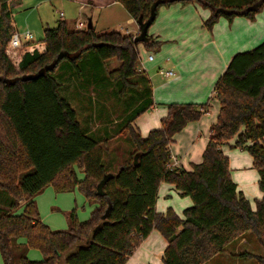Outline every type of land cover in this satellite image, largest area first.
<instances>
[{
	"label": "trees",
	"instance_id": "16d2710c",
	"mask_svg": "<svg viewBox=\"0 0 264 264\" xmlns=\"http://www.w3.org/2000/svg\"><path fill=\"white\" fill-rule=\"evenodd\" d=\"M115 1L136 22V33L97 32L93 25L69 28L59 20L43 29L41 39L25 41L11 59L5 53L15 31L11 5L21 0H0V193L8 197L1 202L3 207L0 204L3 264H125L152 229L166 241L162 264H203L247 231L255 235L263 253L244 251L237 256L264 264V40L232 55L205 102L168 103L160 127L144 137L132 124L153 106L137 44L141 41L152 51L161 44L148 30L138 41L134 37L149 17L151 25L160 6L195 2L209 9L203 25L211 29L220 16L253 18L264 0ZM87 52L94 53L91 58L98 63L115 58L118 65L107 71L109 80L118 85L119 94H138L137 104L114 130L116 137L131 142V152L113 151L109 157L106 146L115 135L88 132L60 93L67 72L65 67L58 71L59 64L66 59L76 67ZM212 100L218 111L201 161L189 170L172 167L174 135L207 113ZM233 137L234 146L245 147L251 155L258 174L261 197L254 199V208L237 190L221 149ZM162 181L191 199L181 215L171 207L163 212L155 209ZM47 186L56 192L77 189L94 204L89 216L79 220L75 209L62 211L67 227L51 228L41 219L35 200ZM30 248L39 250L41 259L28 258Z\"/></svg>",
	"mask_w": 264,
	"mask_h": 264
},
{
	"label": "crops",
	"instance_id": "0c3cea01",
	"mask_svg": "<svg viewBox=\"0 0 264 264\" xmlns=\"http://www.w3.org/2000/svg\"><path fill=\"white\" fill-rule=\"evenodd\" d=\"M69 1L77 4L84 14L83 9L85 7L90 11L94 7L101 10L106 9L105 11L108 10L112 16H116L119 10L123 12L119 7V5H122L115 0ZM59 2L63 3V0H22L18 4L11 5V12L13 11L11 23L15 31L19 32L17 28L20 22L25 23L27 26L41 24L44 29L45 27L55 26L59 20H65L66 23H70L75 27L77 21L75 18L54 20V23L50 22L46 6H53V4ZM34 8L37 11L35 15H32ZM60 12L62 11L58 12L60 18L64 17V13L62 12V15H60ZM209 13V9L195 2H173L159 7L154 21L149 26L150 30L148 33L154 40L161 41V44L157 50H148L154 55L152 59L146 58L143 60L144 63L141 61L139 64V67L145 71L150 79L153 100V106L148 108V115L144 111L135 119V122H132L133 125L139 127L141 136L147 135L152 128L158 125L157 122L167 113L168 103L205 102L212 95L213 86L232 55L236 52L253 48L264 40V4L253 18L237 15L228 20L221 16L211 29L203 25V20ZM122 14L125 22L130 27L124 29H127L128 33H136L138 26L134 19L126 11ZM88 18H90L94 26L96 21H93L92 16ZM155 58L157 62L155 61L152 66L154 68L157 67L156 70L161 68L159 66L160 62H167L171 65L167 70H172L173 74L168 77L164 76L165 78L171 77L170 79L160 82L153 78V73H147V71L151 70H149L146 62L154 61ZM155 73L159 74L158 71H155ZM60 83L61 95L73 106V100L70 95L62 93L64 84L62 81ZM75 110L78 116V110L76 108ZM217 111L218 103L212 100L207 113L196 121L188 122L183 129L174 135V141L170 144L171 165L175 162L174 167H182L189 170L192 164L201 161V153L208 139L209 127L215 121ZM136 122L138 125L135 124ZM87 126L90 125L87 124ZM88 128L87 130L90 132L92 127ZM234 139L235 137L228 141L227 145L229 147H231L229 143L234 142ZM235 148L226 150L225 146H221L222 151L228 157L230 176L235 182L237 190L241 191L249 201V196L244 193L251 188L250 194L254 195V198L252 202L250 201V205L254 208V199L261 197L259 189L257 190L252 184V182L258 180V174L254 173L253 169H245L250 164L252 166L251 155L249 157L244 151H238ZM35 200L41 219L51 228L57 227V225H65V222L60 221L61 219L53 212L54 210L62 211L67 209L72 201H77L80 207L84 209V203L88 202L77 189L68 192H56L51 186H47L41 193L36 195ZM89 204L87 209H85V213L83 212L81 216L77 214L79 220L86 219L89 216L90 211L94 207V204ZM190 204L191 199L188 196L180 195L172 184L164 181L159 184L155 202L157 211L163 212L167 207H171L178 215H181L182 210ZM251 239L252 237L245 232L235 241L226 245L232 244L230 249L226 250L225 247L223 251L214 255L203 264H252V260L255 259L237 256L244 251L256 255L263 253L259 242L257 252L245 249L247 242ZM165 245L166 241L159 231L152 229L133 249L125 264H162L161 256ZM27 257L39 260L42 256L39 250L30 248L27 251ZM237 261L240 262L237 263ZM0 264H3L1 255Z\"/></svg>",
	"mask_w": 264,
	"mask_h": 264
},
{
	"label": "rangeland",
	"instance_id": "374dc122",
	"mask_svg": "<svg viewBox=\"0 0 264 264\" xmlns=\"http://www.w3.org/2000/svg\"><path fill=\"white\" fill-rule=\"evenodd\" d=\"M46 7H47L48 18L52 23H54L56 20L59 19H72V18L77 19V21L80 19L81 21L86 23L88 17L92 16L93 21H96L94 25V29L97 32L110 31V30H117L120 32H124L123 30L124 28L126 27L130 28L129 25H127V23L125 22L124 15L122 14L123 12L125 13L126 10H124V8H122V6L120 5L119 7L123 12L119 10L116 16H112L108 10L105 11L106 9L101 10L97 7H94L91 11L87 7H85L83 9V12H85L86 14L85 15L84 13H82V10L79 9L77 4L69 0H63V3L59 2L53 4V6L48 5ZM36 11L37 10L35 9L34 12H32V15H35ZM59 11H62L64 13V17L60 18V16L58 15ZM67 26L69 28L73 27L72 24L70 23H67ZM17 29L19 30V32H23L27 30L30 31L32 34L31 40L37 41L41 39L43 36V28L41 24L39 25L31 24L30 26L29 25L27 26L25 23L20 22L18 23ZM149 30L150 27L148 31ZM137 49L139 54L138 55L139 64L141 61L144 63L143 60H145L149 54L154 56L151 51L149 52L147 48L144 47L141 41L138 42ZM88 53L90 52L83 54L81 58L77 60L76 67L70 66L68 60L66 59L59 64L57 70L60 71L65 67V70L63 71L67 72L65 73L67 84L66 83L64 84L62 93L70 95V98L73 100L72 107H75L78 110L79 121L84 127L87 126V124L90 125L87 126L86 128L92 127L93 133L98 137H105L113 134L115 135L110 138L114 140H112L106 146V148L109 151V155L107 154L109 157L113 156V151H116V153L120 155L124 154L125 152H131L133 150V146L131 142L124 136H121L120 138L116 137L118 134H115L116 132H114V130L116 129L117 126L116 122L125 116L129 108L131 109L137 104L136 102L138 99V94L136 93L131 94V92L130 95L128 94V92H124V94H119L118 93L119 87H117L118 85H116L115 82L109 80L107 71L116 68L118 65V61L115 58L105 59L102 61V63L101 62L98 63L94 60V58H91V55H94V53L93 52H91L93 54H88ZM155 61L156 58L154 61L146 62L149 70H151L149 72L147 71V73L149 74L153 73L152 74L153 78L160 82L165 79H170L171 77L165 78L160 73V70L165 71L167 70V68H170L171 65L167 62L166 63L160 62L159 66L161 68H159L160 70L159 69L156 70L157 67L154 68L152 66L155 63ZM155 71H158L159 74H156ZM214 106L217 107L216 104H214ZM97 111H99L100 115L97 114L98 113ZM145 113H147L148 115L149 110L146 109ZM135 119L134 122L136 121ZM135 124H137V122ZM157 124L158 125L155 128L160 127V121L157 122ZM137 130L138 132L140 131L139 127H137ZM93 136L94 135H92V137ZM229 144L231 145V147H229V145L227 144H223L226 150L228 149L232 150L234 147H236L235 148L236 150L244 151L250 157V154L248 153L245 147L234 146V142H230ZM245 169L246 170L253 169V172L257 174L256 169L252 168L251 164L248 165V167H245ZM252 184H254V186L258 190L257 181L252 182ZM250 191L251 188L248 189V191H246V193L244 194H246V196H249L250 201L252 202L254 195H251ZM6 200H8L7 195L4 193H0V204L2 205V207L4 206V204H2L1 202L4 203L6 202ZM88 204H89L88 202H86V204L84 203L83 206L84 209H83L82 207H80V204L77 201L75 202L72 201L70 206H68L67 209H64L62 211L66 212V211H70L71 209H75L76 216L77 214L78 216H81L83 212L85 213V209H87V207L90 205ZM62 211L56 209L53 212H55V214L59 217V219H61L60 221L65 222L64 223L65 225L62 226L57 225V227H53V228L65 229L67 227L66 215ZM53 217L55 216L53 215ZM247 235H250L252 239L247 242V247L245 249L252 252H257V250L259 249V244L256 237L250 231H247ZM231 246L232 244L225 246L226 247L225 249L228 250L231 248ZM252 261H253L252 264H257L255 260ZM239 262L240 261H237V263Z\"/></svg>",
	"mask_w": 264,
	"mask_h": 264
},
{
	"label": "built area",
	"instance_id": "2783aa9c",
	"mask_svg": "<svg viewBox=\"0 0 264 264\" xmlns=\"http://www.w3.org/2000/svg\"><path fill=\"white\" fill-rule=\"evenodd\" d=\"M60 15H62V12H60ZM86 26V23L81 21V20H78L76 21L75 23V27L77 28H83ZM124 32H128L127 29H124ZM32 39V34L30 31H23V32H17V31H14L11 36L9 37V39L7 40V43H6V46H5V53L7 54V56L11 59H14L19 51V49L22 47L23 43L25 41H28V40H31ZM148 59H152V55L149 54ZM160 73L163 75V76H171L173 74V71L172 70H165V71H162L160 70ZM174 164H176L174 162ZM173 164V165H174ZM173 165H171L172 167H174Z\"/></svg>",
	"mask_w": 264,
	"mask_h": 264
},
{
	"label": "water",
	"instance_id": "95a60500",
	"mask_svg": "<svg viewBox=\"0 0 264 264\" xmlns=\"http://www.w3.org/2000/svg\"><path fill=\"white\" fill-rule=\"evenodd\" d=\"M151 20H152V17H149V18L145 21L144 25L141 27V30H140L139 35L136 36V37H134V40H135V41H138L141 37H143V36L147 33V30H148V27H149V25H150ZM91 26H92V24H91V20H90V18H89V19L87 20V25H86V27H87V28H90Z\"/></svg>",
	"mask_w": 264,
	"mask_h": 264
}]
</instances>
